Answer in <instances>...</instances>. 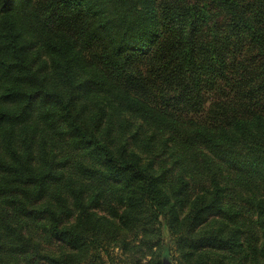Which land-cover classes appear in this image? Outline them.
<instances>
[{
  "label": "trees",
  "instance_id": "1",
  "mask_svg": "<svg viewBox=\"0 0 264 264\" xmlns=\"http://www.w3.org/2000/svg\"><path fill=\"white\" fill-rule=\"evenodd\" d=\"M147 254L264 264V0H0V264Z\"/></svg>",
  "mask_w": 264,
  "mask_h": 264
},
{
  "label": "rangeland",
  "instance_id": "2",
  "mask_svg": "<svg viewBox=\"0 0 264 264\" xmlns=\"http://www.w3.org/2000/svg\"><path fill=\"white\" fill-rule=\"evenodd\" d=\"M115 252H116V254H119V255L121 254V252L118 249H116ZM152 258H154V255L150 256L147 254L146 256L142 257L140 263H142V264H153V262L151 261ZM174 263L177 264L176 260H174Z\"/></svg>",
  "mask_w": 264,
  "mask_h": 264
},
{
  "label": "water",
  "instance_id": "3",
  "mask_svg": "<svg viewBox=\"0 0 264 264\" xmlns=\"http://www.w3.org/2000/svg\"><path fill=\"white\" fill-rule=\"evenodd\" d=\"M163 264H175L170 258L164 257Z\"/></svg>",
  "mask_w": 264,
  "mask_h": 264
}]
</instances>
